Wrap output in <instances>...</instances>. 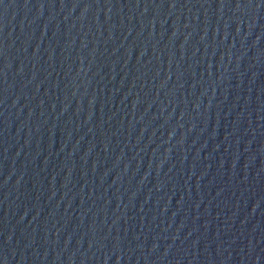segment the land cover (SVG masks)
<instances>
[{
    "label": "water",
    "instance_id": "obj_1",
    "mask_svg": "<svg viewBox=\"0 0 264 264\" xmlns=\"http://www.w3.org/2000/svg\"><path fill=\"white\" fill-rule=\"evenodd\" d=\"M0 264H264V0H0Z\"/></svg>",
    "mask_w": 264,
    "mask_h": 264
}]
</instances>
